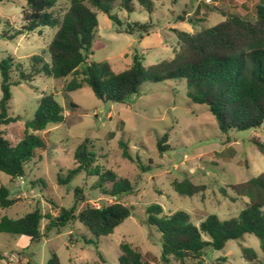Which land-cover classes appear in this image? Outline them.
Instances as JSON below:
<instances>
[{"label":"rangeland","instance_id":"obj_1","mask_svg":"<svg viewBox=\"0 0 264 264\" xmlns=\"http://www.w3.org/2000/svg\"><path fill=\"white\" fill-rule=\"evenodd\" d=\"M148 1L149 10L137 0L128 1L132 11L127 13L119 9L121 0H108L111 12L122 23H149L151 27L143 35L118 33L103 13L96 12L98 26L91 61L108 62L118 73L130 66L133 53L143 57L144 67L171 60L178 47L173 31L194 33L202 27L215 26L224 20L223 15L252 21L256 6L264 2ZM25 3V0L0 3V61L12 59L23 69L29 67L32 56L49 61L46 48L55 32L45 27L14 40L2 38L4 32L12 34L21 26V9ZM67 6L68 0L58 1L54 11L59 18ZM124 24L119 31L125 29ZM70 80V77L55 79L39 74L31 82L9 87L8 115L21 118L1 129L12 143L24 137V123L33 117L42 96H51L62 107L64 121L49 125L42 133H34L44 147L35 150L33 160L24 167L23 178L12 179L0 172V188L7 189L10 199H19L11 208L0 212L2 216L17 219L38 208L43 214L55 216L60 209L74 205V194L79 189L82 200L77 211L86 206L98 208L119 202L132 207L131 215L112 234L98 239L78 221L67 225L59 234L50 232L33 244L22 236L0 234V258L11 256L23 262L25 257L30 264H46L51 254H55L60 264H119V245L127 243L142 254L145 264H159L160 235L147 223L145 212L149 206H160L165 215L185 212L195 225L210 215L219 220L236 217L244 208L246 199L231 202L219 190L264 171V154L251 142L257 141L264 148V123L261 130L221 133L206 106L189 102L183 81L144 83L138 94L130 96L125 104H111L97 100L86 86L67 92ZM70 103L77 108H71ZM164 133L168 135L166 144L170 149L158 155L156 141ZM84 141L87 152L95 157L94 164L69 183L60 185L58 176L64 178L68 170L76 167L74 152ZM120 142L127 144L134 163L122 158ZM95 169L99 174L111 171L118 178L129 180L134 192L115 197L99 194L93 189L97 177L91 174ZM186 178L193 184L204 185V193L192 197L175 193L171 182ZM39 180L41 184L36 183ZM227 194L232 196L229 190ZM46 222L42 220V228ZM242 247L253 249L257 260L245 261L241 256ZM221 257L226 258L224 264H264V253L252 235L228 241L221 251L206 249L202 264L219 263Z\"/></svg>","mask_w":264,"mask_h":264},{"label":"trees","instance_id":"obj_2","mask_svg":"<svg viewBox=\"0 0 264 264\" xmlns=\"http://www.w3.org/2000/svg\"><path fill=\"white\" fill-rule=\"evenodd\" d=\"M58 1L25 0L21 9V26L12 34L4 32L2 35L4 39L14 40L45 27L55 30L46 48L48 62L40 56H32L29 67L23 69L12 59L0 61L1 173L12 179L23 178L24 167L33 160L35 150L44 147L34 133H42L49 125L64 121L62 107L51 96H42L33 117L24 123V137L20 141L12 143L1 130L21 120L8 115L9 87L31 82L39 74L55 79L70 77L67 92L86 86L97 100L111 104H125L130 96L138 94L144 83L183 81L189 102L206 106L221 133L261 130L264 123V2L256 6L252 21L223 15L224 20L215 26L202 27L194 33L175 30L178 47L171 60L144 67L143 57L133 53L130 66L117 73L108 62L95 63L90 59L98 26L96 12L103 13L117 27L118 33L147 34L151 27L149 23H122L111 12L108 0L107 3L104 0H68L67 9L59 18L54 11ZM128 1L131 0H121L119 9L130 13L132 9ZM137 1L148 9V0ZM205 8L210 10L207 6ZM189 23L193 25L191 21ZM123 24L125 29L119 31ZM70 106L77 108L73 103ZM167 138L164 133L157 139L158 155L170 149ZM251 142L263 155V146L257 141ZM119 147L122 158L134 163L127 144L120 142ZM73 158L76 167L68 170L64 178L58 176L60 185L69 183L95 162L94 155L87 152L86 141L77 146ZM99 172L95 169L91 174L97 177L93 189L99 194L115 197L134 192L129 180L118 178L111 171ZM36 183L41 184V181ZM171 188L185 197L206 190L204 185L193 184L187 178L172 181ZM228 190L232 196L227 194ZM219 192L231 202L246 199L244 208L236 217L219 220L210 215L195 225L182 211L165 215L158 205L146 209L147 223L160 235L159 264H202L206 249L221 251L228 241L241 240L246 235L256 237L260 251L264 253V171L246 181L225 185ZM80 193L77 189L74 205L60 209L55 216L43 214L38 208L17 219L0 215V234L22 236L33 244L46 238L50 232L59 234L67 225L78 221L98 239L112 234L131 215L132 207L119 202L98 208L86 206L77 211L82 200ZM17 200L10 199L7 189L0 188V211L11 208ZM42 220L47 221L43 228ZM119 251V264H145L142 254L129 244L120 243ZM241 256L248 262L256 261L258 257L253 249L246 247L241 248ZM225 262L226 258L221 257L216 264ZM26 264L30 263L27 261ZM46 264H60V261L51 254Z\"/></svg>","mask_w":264,"mask_h":264},{"label":"crops","instance_id":"obj_3","mask_svg":"<svg viewBox=\"0 0 264 264\" xmlns=\"http://www.w3.org/2000/svg\"><path fill=\"white\" fill-rule=\"evenodd\" d=\"M0 215L2 216L1 212ZM29 241V240H28ZM18 255H21V253L17 252ZM4 260H3V259ZM23 262L17 259H12L11 256H8L6 259L3 257L0 258V264H4V261L6 262L5 264H26V259L25 257H22ZM29 262V261H28ZM30 263V262H29Z\"/></svg>","mask_w":264,"mask_h":264}]
</instances>
